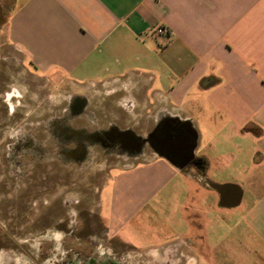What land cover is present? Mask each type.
I'll list each match as a JSON object with an SVG mask.
<instances>
[{
    "label": "crops",
    "instance_id": "obj_1",
    "mask_svg": "<svg viewBox=\"0 0 264 264\" xmlns=\"http://www.w3.org/2000/svg\"><path fill=\"white\" fill-rule=\"evenodd\" d=\"M0 31L103 129L191 141L190 163L151 151L103 176L106 237L149 264H264V0H0Z\"/></svg>",
    "mask_w": 264,
    "mask_h": 264
},
{
    "label": "rangeland",
    "instance_id": "obj_2",
    "mask_svg": "<svg viewBox=\"0 0 264 264\" xmlns=\"http://www.w3.org/2000/svg\"><path fill=\"white\" fill-rule=\"evenodd\" d=\"M14 90L29 98L19 103L24 125L40 124L45 127L51 124L60 133L68 111L73 107L78 114L73 116L68 127L72 128L74 138L80 133V136L86 135L88 139H67L60 135L50 139L44 136L47 132L43 135L36 128H29L28 139L38 149L36 154L15 155L14 164L0 158V237L7 239L0 238V246L8 243L0 264H9L10 260L13 264H31V260L23 256H26V250H37L39 241L27 239V243L18 248L12 236L43 234L50 230L46 238L54 243L51 256L55 255V258H58L56 253L62 252L58 245L63 231L72 230L73 235L106 237L100 219V215L102 219L106 217L104 210L107 207L103 176L109 173L113 175V168L120 164L132 163L151 151L158 152L146 140L153 130L111 132L110 129H103L102 116L91 109L92 99L58 75L34 70L27 61H22L21 55L13 47L5 43L4 34L0 31V111L5 109L4 96ZM17 100L12 98L13 105L18 104ZM34 102L37 104L34 105ZM2 115L0 112V122L7 123ZM30 115L34 120L26 121ZM1 129L0 144L5 136L10 137V141L22 136L21 131H13L14 126L4 124ZM116 133H128V137L136 138L131 150L124 149L116 140H109ZM98 139H102L104 146L99 144ZM13 151L12 143L0 146V156L6 154L9 158ZM7 214L17 222L23 219V225L16 226V229L8 225L5 221ZM76 228L78 231H74ZM19 252L22 257L17 255Z\"/></svg>",
    "mask_w": 264,
    "mask_h": 264
},
{
    "label": "flooded vegetation",
    "instance_id": "obj_3",
    "mask_svg": "<svg viewBox=\"0 0 264 264\" xmlns=\"http://www.w3.org/2000/svg\"><path fill=\"white\" fill-rule=\"evenodd\" d=\"M12 98L19 99L17 105H13ZM22 100L18 94L17 90H14L12 93H8L4 96V103H5V109L1 112L4 114V117L6 118L7 123H1L0 122V138H2V127L4 124L6 126H14L13 131H21L22 136L19 138L12 139L10 141V137H6L2 140L1 145H4L6 143H12L13 145V153L12 156L8 158L9 155L4 156L1 155L0 158H4L7 163L14 164V156L15 155H22L24 153H31L36 154V151L38 150L35 148L31 142L30 139H28V129L29 128H36L39 130L40 133L44 135L46 133L47 138H52L55 135L63 136L67 139H76L80 138L82 140H87V136L85 135L79 136L74 138L73 137V131L72 128H69L68 126L70 123H72L73 116L75 114H78V112H74V108L71 107L68 111V116L65 118V123L62 125L64 128L63 131L58 133L56 129L52 128L53 125L49 126H42L40 124L32 125V124H25L24 125V116L22 113L21 107H19V103H21ZM78 111V110H77ZM18 120V122H17ZM34 120L33 116H29L26 121ZM173 126H168L163 123H161L157 128L153 130L152 133H150L147 137V141L149 142V145L159 154L164 155L165 157L169 158L173 162L176 163H190L193 161L191 154H190V148H191V141L188 139L182 138V135L179 132V128ZM51 128V133H50ZM13 129V128H11ZM81 130V128L79 129ZM116 129L110 128V131H115ZM84 131V130H83ZM4 135H6L4 133ZM78 135V134H77ZM108 135V134H106ZM128 133H116V135L112 136V138L109 140H115L118 141V144L121 145L124 149H128L131 147V145L136 143V138L130 136L128 137ZM99 137V135H98ZM99 144L104 146L102 139H98ZM5 141V142H4ZM129 145V146H128ZM27 147V148H26ZM132 148H130L131 150ZM71 153H67V155H70ZM83 158V157H82ZM46 194V193H45ZM48 196V194H46ZM50 196V195H49ZM51 197V196H50ZM46 203L47 199H46ZM2 214V213H1ZM5 217V216H4ZM6 223L10 225L11 227L15 228L16 226L23 225V219L19 220L18 222L13 220L9 214L6 215L5 218ZM80 224V223H77ZM71 226V225H70ZM81 227L85 226L84 224H80ZM77 227V226H76ZM87 227V226H86ZM16 229V228H15ZM81 229V228H80ZM78 231V228H76L74 231ZM50 230H47V232ZM82 231V230H81ZM43 234H25L21 236H12L15 238V242L18 244V248H22V244L27 243V239H37L39 241L38 249L32 252L31 250H26V256H23L24 258H27L31 260V264H149L148 261L143 256H137L136 253L130 249H124L121 250L120 247L116 244V242L112 238H108L102 235L97 236H90V235H73V231H63L64 235L60 240L59 247L62 248V252L60 254L56 253L58 258L52 257V251L51 248L53 247V242L50 239L46 238V233ZM7 240L4 237H0ZM25 238V239H24ZM0 242L2 240L0 239ZM8 243L1 244L0 246V260L3 262L4 260V254L7 249ZM28 247H31L29 244H27ZM27 252L31 253L30 255L27 254ZM20 256L19 254H17ZM28 256V257H27ZM22 257V256H20ZM9 260V259H8ZM13 264L12 260H10Z\"/></svg>",
    "mask_w": 264,
    "mask_h": 264
},
{
    "label": "built area",
    "instance_id": "obj_4",
    "mask_svg": "<svg viewBox=\"0 0 264 264\" xmlns=\"http://www.w3.org/2000/svg\"><path fill=\"white\" fill-rule=\"evenodd\" d=\"M152 37L156 43V47L160 49L162 46L166 45V39L169 36L168 29L163 25H156L149 28L143 33L142 37Z\"/></svg>",
    "mask_w": 264,
    "mask_h": 264
},
{
    "label": "water",
    "instance_id": "obj_5",
    "mask_svg": "<svg viewBox=\"0 0 264 264\" xmlns=\"http://www.w3.org/2000/svg\"><path fill=\"white\" fill-rule=\"evenodd\" d=\"M190 150H191V148H190ZM167 158V157H166ZM169 159V158H168Z\"/></svg>",
    "mask_w": 264,
    "mask_h": 264
}]
</instances>
